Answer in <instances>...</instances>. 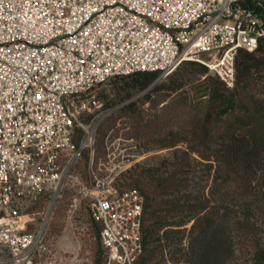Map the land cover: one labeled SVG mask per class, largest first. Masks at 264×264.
<instances>
[{"label":"built area","instance_id":"obj_1","mask_svg":"<svg viewBox=\"0 0 264 264\" xmlns=\"http://www.w3.org/2000/svg\"><path fill=\"white\" fill-rule=\"evenodd\" d=\"M261 42L264 0H0V264H57L37 216L85 151L103 264H136L145 199L122 183L146 154L112 130L96 157L98 128L114 109L94 91L116 77L168 78L184 62L233 89L238 51Z\"/></svg>","mask_w":264,"mask_h":264},{"label":"trees","instance_id":"obj_2","mask_svg":"<svg viewBox=\"0 0 264 264\" xmlns=\"http://www.w3.org/2000/svg\"><path fill=\"white\" fill-rule=\"evenodd\" d=\"M252 1L247 0L248 3ZM235 68L236 82L232 90L212 74L201 80L210 72L198 63L185 62L181 64L180 71L173 73V77H180L179 87L175 90L194 83L198 92L203 87L206 96L205 101L190 110L194 115L191 122L181 123L175 106V126L180 124L179 128L185 131L184 137H179L178 141H170L166 135L172 121L168 115L146 125L141 123L140 114L134 113L132 122L136 124L130 127L128 123L120 131L125 137L135 139L142 149L150 145L169 148L181 142L186 145V150L175 152V165L170 173L163 175L140 170L137 178L126 182L128 175L136 173L137 166L123 177L122 186L137 189L145 199L143 253L136 264H162L166 248H172L170 252L175 257V227L195 220L193 230L196 222L202 224L197 238L205 236L211 227L213 217L204 213L207 209L216 210L214 206L207 204L209 200L202 201L200 196L187 193L191 186L188 174L192 161L206 162L214 172L209 176L212 180L210 196L217 204L224 199L235 198L255 185L264 193V42L252 53L239 50ZM158 77V73H141L114 78L113 84L120 85L117 98L124 101L135 93L146 91ZM127 107V111H132L134 104ZM103 124L97 131L96 157L104 156L106 137L110 131L116 130L113 127L108 131ZM80 134L77 132L78 136ZM89 158V152L85 151L80 161L81 168H87ZM92 223L97 236L98 264H103L101 228ZM256 257L255 264H264L263 253Z\"/></svg>","mask_w":264,"mask_h":264},{"label":"rangeland","instance_id":"obj_3","mask_svg":"<svg viewBox=\"0 0 264 264\" xmlns=\"http://www.w3.org/2000/svg\"><path fill=\"white\" fill-rule=\"evenodd\" d=\"M180 68L181 65L175 72L180 71ZM208 75L211 73L201 80ZM179 79V75L173 77V74L168 78L158 77L146 91L135 93L124 101L117 98L120 85L113 84L114 79L99 86L92 96L96 97L104 108L114 109L103 122V126H106V130L114 127V132L119 133L128 123L129 126L136 124L132 122L135 114H140L141 123L146 125L168 115L172 121L166 135L170 141H178L179 137H184L185 131L179 128L180 124L175 126V106L180 122L187 123L194 118L190 110L206 99L203 87L201 92H198L194 83L175 90L179 87ZM130 104H134L133 112L127 111ZM140 142L143 144L142 140ZM179 150H186V145L181 142L169 148L158 145L145 146V158L134 166H138L136 173L134 171L128 175L126 182L130 183L137 178L140 170H150L163 175L170 173L175 165V152ZM80 164L81 162L70 172L51 208L43 215L37 216L38 221L46 222V239L58 260L57 264H98L97 236L84 196L87 168H81ZM191 165L188 174L191 186L187 193L200 196L202 201H210L207 204L214 206L216 210L207 209L204 214L213 217V223L202 238H197L202 224L196 222V228H192L195 220L188 221L185 226L175 227V257L171 253L173 249L166 248L162 264H255L256 256L259 253L264 255L263 191L255 185L235 198L224 199L217 204L210 196L212 180L209 176L210 172H214L206 162L192 161Z\"/></svg>","mask_w":264,"mask_h":264},{"label":"water","instance_id":"obj_4","mask_svg":"<svg viewBox=\"0 0 264 264\" xmlns=\"http://www.w3.org/2000/svg\"><path fill=\"white\" fill-rule=\"evenodd\" d=\"M114 79V78H113ZM113 79H110L109 81L113 80ZM72 168L67 172L65 178H64V181L67 179V177L69 176L70 172H71Z\"/></svg>","mask_w":264,"mask_h":264}]
</instances>
